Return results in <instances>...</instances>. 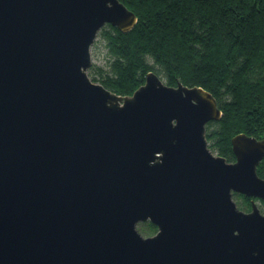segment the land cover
Returning <instances> with one entry per match:
<instances>
[{
  "label": "water",
  "instance_id": "obj_1",
  "mask_svg": "<svg viewBox=\"0 0 264 264\" xmlns=\"http://www.w3.org/2000/svg\"><path fill=\"white\" fill-rule=\"evenodd\" d=\"M137 23L120 0H0V264H264V139L239 133L229 162L210 92L89 77L99 31Z\"/></svg>",
  "mask_w": 264,
  "mask_h": 264
},
{
  "label": "trees",
  "instance_id": "obj_2",
  "mask_svg": "<svg viewBox=\"0 0 264 264\" xmlns=\"http://www.w3.org/2000/svg\"><path fill=\"white\" fill-rule=\"evenodd\" d=\"M120 1L138 23L125 34L110 25L99 31L108 65L89 70L93 81L127 97L153 71L169 86L205 89L223 113L208 124L207 140L229 162L239 133L264 139V0ZM259 165L264 178V159ZM234 196L251 210L252 198ZM141 225L147 234L157 231Z\"/></svg>",
  "mask_w": 264,
  "mask_h": 264
},
{
  "label": "rangeland",
  "instance_id": "obj_3",
  "mask_svg": "<svg viewBox=\"0 0 264 264\" xmlns=\"http://www.w3.org/2000/svg\"><path fill=\"white\" fill-rule=\"evenodd\" d=\"M93 47L91 48V54H92V67L95 65V66H98V67H107V62H108V53L106 51V47H105V42H103L99 36V34L97 35V38L95 39V41L93 42ZM88 75L89 77L91 78V80L93 81V75L90 74V72L88 71ZM94 82V81H93ZM96 83H99V82H96ZM208 146H209V143H208ZM210 147V146H209ZM211 149V148H210ZM211 151L215 154L216 152H214L212 149ZM234 162V161H233ZM233 199L235 200L237 206L239 209H242L244 210L245 212H250L249 210H247L243 204H242V201H240L239 199H237L235 196H233ZM257 207L258 209H260L262 215L264 214V203L263 201H259L257 200ZM251 209V208H250ZM146 223V222H145ZM138 231L141 233L142 236H146V237H151V236H154L155 233L153 234H147L145 232H143V228H142V225L141 224H138V227H137Z\"/></svg>",
  "mask_w": 264,
  "mask_h": 264
}]
</instances>
